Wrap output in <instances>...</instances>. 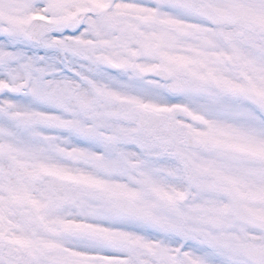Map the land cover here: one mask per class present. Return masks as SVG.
Listing matches in <instances>:
<instances>
[{"label": "snow or ice", "instance_id": "6c2138e0", "mask_svg": "<svg viewBox=\"0 0 264 264\" xmlns=\"http://www.w3.org/2000/svg\"><path fill=\"white\" fill-rule=\"evenodd\" d=\"M0 264H264V0H0Z\"/></svg>", "mask_w": 264, "mask_h": 264}]
</instances>
